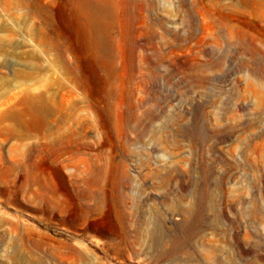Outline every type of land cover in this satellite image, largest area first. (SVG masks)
<instances>
[{
	"label": "rangeland",
	"instance_id": "1",
	"mask_svg": "<svg viewBox=\"0 0 264 264\" xmlns=\"http://www.w3.org/2000/svg\"><path fill=\"white\" fill-rule=\"evenodd\" d=\"M78 1L0 0V264H264V0H108L96 67Z\"/></svg>",
	"mask_w": 264,
	"mask_h": 264
},
{
	"label": "bare ground",
	"instance_id": "2",
	"mask_svg": "<svg viewBox=\"0 0 264 264\" xmlns=\"http://www.w3.org/2000/svg\"><path fill=\"white\" fill-rule=\"evenodd\" d=\"M72 15L73 24L79 34L80 47L89 54L88 62L92 67L104 65V54L110 50L108 31L111 16L108 0H80L73 5ZM40 170L49 171L53 175V191L63 198H55L56 201L68 204L72 202L71 186L66 182L61 170L48 163Z\"/></svg>",
	"mask_w": 264,
	"mask_h": 264
}]
</instances>
